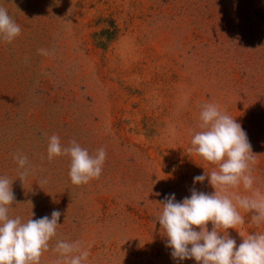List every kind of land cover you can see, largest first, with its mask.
<instances>
[{
    "label": "rangeland",
    "instance_id": "rangeland-1",
    "mask_svg": "<svg viewBox=\"0 0 264 264\" xmlns=\"http://www.w3.org/2000/svg\"><path fill=\"white\" fill-rule=\"evenodd\" d=\"M0 7L21 28L11 43L0 39V177L15 196L9 216L62 213L40 264H55L60 240L80 241L89 252L84 264H198L172 258L159 203L170 193L182 201L193 187L214 192L193 178L216 166L189 152L207 103L246 131L253 187L264 192V0H0ZM52 135L93 155L104 148L100 177L72 184L70 157L47 158ZM15 154L27 157L23 180ZM240 211L244 224L227 230L237 246L264 232Z\"/></svg>",
    "mask_w": 264,
    "mask_h": 264
},
{
    "label": "clouds",
    "instance_id": "clouds-1",
    "mask_svg": "<svg viewBox=\"0 0 264 264\" xmlns=\"http://www.w3.org/2000/svg\"><path fill=\"white\" fill-rule=\"evenodd\" d=\"M21 33L20 26L0 7V39L11 43ZM47 55L44 49L39 50ZM200 129L191 139L189 152L215 165V170L193 178V184L205 179L214 192L205 193L190 189L191 195L177 201L175 193L165 195L159 204L158 217L167 237L166 247L171 249L174 260L194 259L198 264H264V232L250 233L237 246L228 229H236L245 222L240 210L251 214V222L264 223V192L254 189L251 174L255 154L246 131L235 118L223 113L212 103L202 105ZM47 158L66 155L70 157L69 176L72 184H87L98 179L106 160V151L100 148L94 155L75 140L63 146L57 135L49 138ZM20 179L29 174L25 168L27 157L15 154ZM47 181H43L46 183ZM12 181L0 177V264H40V258L49 249L50 240L56 236L62 213L53 210L51 217L31 218L22 222L19 216L10 218L9 205L15 196ZM242 185L248 195H241ZM211 222L212 229L207 225ZM199 229V230H197ZM58 253L55 264H84L89 252L80 241L60 240L53 249Z\"/></svg>",
    "mask_w": 264,
    "mask_h": 264
}]
</instances>
